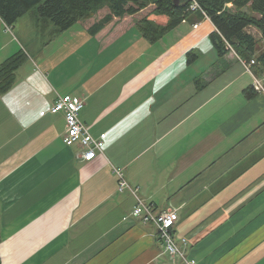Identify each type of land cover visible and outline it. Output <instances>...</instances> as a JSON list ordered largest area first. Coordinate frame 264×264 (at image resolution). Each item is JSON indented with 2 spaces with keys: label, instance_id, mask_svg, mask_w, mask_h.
Listing matches in <instances>:
<instances>
[{
  "label": "crops",
  "instance_id": "1",
  "mask_svg": "<svg viewBox=\"0 0 264 264\" xmlns=\"http://www.w3.org/2000/svg\"><path fill=\"white\" fill-rule=\"evenodd\" d=\"M27 14L16 22L30 47L0 20V65L26 55L0 91L2 264H183L132 215L115 168L156 212L181 206L174 232L196 264H264V91L236 51L218 50L213 21L193 13L155 42L134 21L104 42ZM67 93L85 97L80 117L104 155L82 161L81 144L64 142L52 106Z\"/></svg>",
  "mask_w": 264,
  "mask_h": 264
},
{
  "label": "trees",
  "instance_id": "2",
  "mask_svg": "<svg viewBox=\"0 0 264 264\" xmlns=\"http://www.w3.org/2000/svg\"><path fill=\"white\" fill-rule=\"evenodd\" d=\"M197 1L217 27L211 38L218 50L224 53L228 41L240 57L248 61L255 59L254 73L264 76V0ZM229 3L235 7L234 11L227 7ZM191 4L192 0H0V15L8 25H13L38 7L40 19L51 20L57 29L65 31L81 23L91 35L104 42L137 20L140 33L155 42L191 14L197 13L196 19L205 17L202 9L191 10ZM149 14H164L169 20L167 24H159L150 19ZM251 26L260 31V38L249 32ZM194 58L191 54L189 61ZM25 60L26 55L21 50L0 65L1 92L12 87L15 72Z\"/></svg>",
  "mask_w": 264,
  "mask_h": 264
},
{
  "label": "built area",
  "instance_id": "3",
  "mask_svg": "<svg viewBox=\"0 0 264 264\" xmlns=\"http://www.w3.org/2000/svg\"><path fill=\"white\" fill-rule=\"evenodd\" d=\"M190 9H201V6L198 2H195L191 4ZM205 17L208 16L205 14ZM0 19H2L1 15ZM226 43L227 48L230 49L231 47V49L235 51L233 46H231L228 41H226ZM243 63L246 66L248 72L251 73L254 78L255 89L257 91H264V76L256 75L252 69V65L255 63V59H252L251 61L243 59ZM85 103L86 99L83 96L73 95L69 93L58 95L52 106V111H63L65 114L66 134L64 135L63 140L66 145L73 146L74 144L79 142L81 144L82 151L79 153L78 157L82 161H91L98 155H104L105 142L103 139L93 136L89 131V127L81 119L80 113L84 108ZM115 171L120 176L118 186L119 190L125 191L129 189L137 197L138 189L132 188L129 183L123 179L121 169L115 168ZM133 214L140 219L142 218L146 222L156 221L159 226V232L162 238H164L163 241L165 243L167 252L184 257L181 253V248L177 246L175 238L171 233L172 228L179 218V213L176 210L166 212L163 211L160 214H154L150 205H145L142 201H139V203L136 204L134 208ZM184 239V241L186 242L187 239L185 237ZM185 264H196V260L186 259Z\"/></svg>",
  "mask_w": 264,
  "mask_h": 264
},
{
  "label": "rangeland",
  "instance_id": "4",
  "mask_svg": "<svg viewBox=\"0 0 264 264\" xmlns=\"http://www.w3.org/2000/svg\"><path fill=\"white\" fill-rule=\"evenodd\" d=\"M227 7L228 8H230V10H232V11H234L235 10V7L233 6V4H231V3H229V4H227ZM28 13V14H27ZM26 14H27V18L28 17H31V18H35L36 20H40V17L38 16V7H34L33 9H31L29 12H27ZM26 14H24L23 16H25ZM22 16V17H23ZM2 17V16H1ZM208 18V17H207ZM0 20H2V19H0ZM42 20H44V19H41L40 21H42ZM49 22L54 26V27H56L55 26V24L51 21V20H49ZM136 22H137V20H136ZM0 23H1V28L3 29V28H5L4 27V23L2 22V21H0ZM17 23H19V22H16V23H14L13 25H8L9 26V29H8V27H7V29H8V31H3L2 32V34H3V36L4 37H12L13 39H15L16 40V44H17V47H18V45H19V47H21V48H23L24 46H28V47H30V45H29V43H28V40H27V38L23 35V29H24V27H25V25L26 24H23L22 23V21L20 20V25L19 26H17ZM134 24H135V22H133ZM74 26V25H73ZM12 27V28H11ZM129 27V26H128ZM27 28H28V26H27ZM138 29V28H137ZM252 31H253V33H255V34H257L258 36L261 34L260 33V31L256 28V27H252V28H250ZM138 31L140 32V30L138 29ZM166 35V34H165ZM164 35V36H165ZM30 37H33L34 38V42L32 43V45H39L40 44V40H38L36 37H35V32H33V34H31L30 35ZM159 40V39H158ZM261 43H262V41H261ZM91 44L92 43H90V45H88L87 44V47H90L91 46ZM259 44H260V42H259ZM31 45V46H32ZM231 46H232V44H230ZM14 45H12V46H10L11 47V49H12V47H13ZM32 48L33 49H37V50H39V49H44V47H43V43L42 44H40V46L39 47H33L32 46ZM226 48H227V44H226ZM11 49L9 50V52H6V51H2L3 53H10V52H12L11 51ZM228 50H232L231 49V47H230V49L229 48H227ZM234 51V50H233ZM237 53V52H236ZM72 59V58H71ZM71 59L69 60V62L71 61ZM240 59H241V61L243 62V59L244 58H242V57H240ZM245 66V65H244ZM245 68H246V66H245ZM246 70H247V68H246ZM248 71V70H247ZM57 99V98H56ZM118 177H120L119 175H118ZM130 185V184H129ZM131 186V185H130ZM132 187V186H131ZM132 188H139V187H132ZM129 190V189H128ZM130 191V190H129ZM131 192V191H130ZM132 193V192H131ZM133 194V193H132ZM138 195H137V197H136V199H137V204L139 203V201H142L145 205H150L151 207H152V210H153V212H154V214H160V213H162L163 211H173V210H176L178 213H179V210L181 209V206L180 205H177L176 203H174V202H170V204H169V202H168V205H167V207L165 208V209H163V210H161V211H159V212H156L155 211V209H154V205H152V203H149V202H147L146 200H144L141 196H140V194H139V190H138V193H137ZM134 195V194H133ZM135 208V207H134ZM133 211H134V209L132 210V215L134 216V217H136L134 214H133ZM137 219H138V217H136ZM139 220H141L142 222H144V223H149V222H154L155 223V226H156V228H157V230H158V235H159V238H160V240L162 241V243L164 242L163 240H164V238H162V236H161V234H160V232H159V226H158V224H157V222L156 221H144L142 218L140 219L139 218ZM174 230H175V225H174V227L172 228V235H173V237L175 238V241H176V243H177V246L179 247V248H181V253H182V255L185 257H182V256H180V255H174V254H171L170 252H167V250H166V246H165V243L163 244L164 245V251H163V253L165 254V256H169L173 261L175 260V259H178L177 261H181V263H183V264H185V260L186 259H195V258H193V257H191L190 256V254H189V251H188V246H189V244H188V238L187 237H185L186 239H187V241L185 242L184 240V237H182V236H179L178 234H176V232H174ZM187 244V245H186ZM196 260V259H195ZM176 261V262H177ZM197 262V261H196Z\"/></svg>",
  "mask_w": 264,
  "mask_h": 264
},
{
  "label": "bare ground",
  "instance_id": "5",
  "mask_svg": "<svg viewBox=\"0 0 264 264\" xmlns=\"http://www.w3.org/2000/svg\"><path fill=\"white\" fill-rule=\"evenodd\" d=\"M195 2H198V1L197 0H192V3H195ZM201 9H202V7H201ZM201 12H203L204 14H206V12L204 11V9H202Z\"/></svg>",
  "mask_w": 264,
  "mask_h": 264
},
{
  "label": "water",
  "instance_id": "6",
  "mask_svg": "<svg viewBox=\"0 0 264 264\" xmlns=\"http://www.w3.org/2000/svg\"><path fill=\"white\" fill-rule=\"evenodd\" d=\"M179 1V0H178Z\"/></svg>",
  "mask_w": 264,
  "mask_h": 264
}]
</instances>
